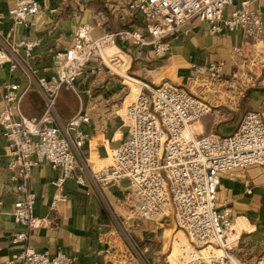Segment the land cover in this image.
I'll return each instance as SVG.
<instances>
[{"label": "built area", "instance_id": "1", "mask_svg": "<svg viewBox=\"0 0 264 264\" xmlns=\"http://www.w3.org/2000/svg\"><path fill=\"white\" fill-rule=\"evenodd\" d=\"M235 1L126 0L134 28L113 31L103 27V33H98L92 24L82 23L72 33L68 47L59 45L49 54L55 65L50 77L29 63L42 48L41 40L11 43L0 32V67L20 72L24 82H3L0 78L5 103L0 127L7 141V167L18 194L12 217L22 227L10 239L19 250L4 264H77L76 255L39 251L30 245L33 232L43 223L36 214L37 194L30 187V179L34 168L42 165L58 171L54 183L58 188L73 180L103 201L109 188L125 184L118 199L125 221L159 224L171 220L184 233L189 244L181 247L175 264H244L225 250L235 223L229 212L218 210L217 194L225 173L264 169V103L260 109L246 111L231 133L204 134L196 127L212 114L213 106L195 92V80L221 81L222 85L226 81L225 62L191 65L185 84L142 82L137 97L129 99L128 95L122 102L129 121L127 135L111 149L110 163L96 170L84 154L91 141L85 126L92 118L77 88V81L90 68L88 91L105 70L120 74L117 60L104 55L108 46L134 44L138 46L137 56L152 51L157 59H165L170 56L173 40L188 33L195 19L208 23L212 34L245 35V41L232 53L243 59L236 65L237 72L250 80L249 67L264 57V18L254 5L257 0H241L228 12ZM40 13L37 1L21 0L6 15L0 14V25L8 18L13 23L9 33L13 34L15 28L32 26ZM260 66L264 68V63ZM121 77L129 80L132 74L121 73ZM64 91L73 93L79 103L77 112L68 119L58 108ZM32 92L43 102L42 112L36 116L23 109ZM67 202L65 195L57 196L51 208L57 210ZM119 235L129 255L139 264H148L127 232L120 231ZM255 264H264V254Z\"/></svg>", "mask_w": 264, "mask_h": 264}, {"label": "crops", "instance_id": "2", "mask_svg": "<svg viewBox=\"0 0 264 264\" xmlns=\"http://www.w3.org/2000/svg\"><path fill=\"white\" fill-rule=\"evenodd\" d=\"M19 1L21 0H0V14L6 15L9 9ZM35 1L39 3L41 13L34 17L32 26L15 28L14 33L10 34L13 23L6 18L0 25V32L11 43L41 40L42 48L29 63L41 75L50 77L54 74L55 65L49 54L57 50L59 45L68 47L74 31L69 33L65 28L58 29L55 24V16L67 5L66 0ZM240 1L236 0L235 5L228 8V12L236 8ZM87 2L88 0H72V3L79 7H77L78 10L83 9ZM98 4L108 14L107 21L99 20L102 32L100 28L95 27L98 33H103V27L113 31L134 28V21L127 10L126 0H100ZM254 5L264 18V0L254 1ZM188 29V33L183 32L178 39L173 40L170 56L165 59H157L152 51H148L144 56L125 53L127 52L124 46L126 43L123 42L119 47L109 48L106 55L110 57L114 56V53H122L130 59L129 63L117 59L120 72L118 76H121V73L125 74L132 63H135L134 67L158 65V68L162 70L167 63H176L188 76L191 65L225 62L223 78L226 81L224 83L234 86L227 89L228 93L223 99L217 101V106L211 104L212 114L202 119L196 127L204 134L224 133L226 124H222L234 118L233 112L242 106V97L245 96V92H247V98H245L250 105L254 102L262 106L264 103V68L260 66L264 63V57L253 61L252 66L249 67L250 80H246L245 73H238L236 68L243 59L234 57L232 53L234 47L245 41L246 37L243 33L212 34L208 23L198 19L193 20ZM178 68L176 66L175 69ZM133 72L139 73V69H134ZM90 73L91 68L77 81V88L83 93L92 118L91 123L85 126L91 141L84 147L85 156L92 161L94 154L100 159L106 157L107 149L101 141H110L108 135L114 134L113 138H115L117 134H120L122 137L123 131L117 123L113 109L117 107L114 103L122 99L124 95V83L121 78L114 76L115 73L105 70L97 84L88 91ZM233 77L235 80H232ZM0 78L3 82L24 84L20 72L12 73L8 66L0 67ZM148 78L153 80L149 76ZM132 87L129 97L138 95L142 91V86L140 88L135 84ZM78 105L76 96L69 91H64L58 102L59 111L66 119L77 112ZM4 108L0 85V113ZM23 109L31 116L41 114L43 102L40 96L35 92L30 93L23 103ZM228 130L232 131L233 128ZM127 133L125 130L124 135L126 136ZM6 153L7 141L0 127V264H4L7 258L19 250L11 244L10 239L22 230L12 217L18 194L11 180L12 172L7 167ZM58 175V171L53 170L49 165L38 166L33 170L30 187L37 194L36 214L43 223L33 232L30 245L39 251L50 253L62 251L68 255H76L77 264H139L129 255L113 225V219L116 216L124 215L118 206V199L126 185L114 186L106 191V202L112 207L109 208L96 193L80 187L73 180L66 181L63 187L58 188L54 184ZM61 195H65L68 202L61 203L57 210H52L53 199ZM217 201L218 210L221 213L229 212L235 223L234 231L230 232L226 239V252L244 264H255L264 254V169L255 167L242 171L234 170L222 175ZM161 223L139 221L134 225L131 224V232L137 239V243H140L143 260L145 254L147 260L151 258L158 264H172L169 259L171 255L164 256L165 245L160 247L158 239L152 238L157 232L156 226ZM170 225L172 224H166V226ZM157 254L162 257L156 260L161 261L153 258Z\"/></svg>", "mask_w": 264, "mask_h": 264}, {"label": "rangeland", "instance_id": "3", "mask_svg": "<svg viewBox=\"0 0 264 264\" xmlns=\"http://www.w3.org/2000/svg\"><path fill=\"white\" fill-rule=\"evenodd\" d=\"M100 0H88L87 5L84 6L83 9L78 10V6H76V4L72 3V0H66V4L64 6V9L59 11L57 13V15L55 16V24H57L58 29H67V31H69V33L75 31V29L81 25L82 23H90L92 24L94 27L100 28V24H99V20L101 21H107V17L108 14L104 12V10L100 7V5L98 4ZM75 6V7H74ZM78 7V8H77ZM70 10V11H69ZM73 14V15H71ZM60 17H63L62 19H60ZM60 19V20H59ZM101 31V28H100ZM102 32V31H101ZM122 43V42H120ZM118 47L120 45H117ZM124 46L126 47V51L125 53H131L133 56H137L138 55V46L134 45V44H124ZM112 47V46H110ZM107 47V50L108 48ZM110 58H115V60L120 59L122 61H126L127 63H129L130 59H127L124 54L122 53H114V56H110ZM127 59V60H126ZM117 62V61H116ZM135 63H132L130 65V69L127 70L128 73L132 74V79L129 80H125L126 81V86L124 87V95L122 97V99H118L116 101L117 107H115L114 110V114L116 116L117 119V123L119 125V127L122 129L123 134L122 137H120V134H117V136L114 137V134L108 135L109 136V140L110 141H101V143H103V145L105 144V148L107 149V153H106V157L100 159L96 154H94V159L92 161H90V163L92 164V167H94L96 170H98L100 168V166L102 165H108L110 163V152L111 149H113L114 147L120 145V143L122 142V140L125 138L124 134H125V130L128 132V127L127 125L129 124V121L126 117L122 102L123 99L125 98V96H128L131 94V90H132V86L133 85H137L138 87L141 88V83L140 82H148L150 84H159V83H163V82H167V81H172L174 83L177 84H185L188 82V76L186 75L185 71L183 70V68H181L178 64H172V63H167L165 66V69H159L158 65L155 66H136L134 67ZM127 66H129V64H127ZM177 67H179L178 69H175ZM121 69V68H120ZM134 69H139V73H134ZM134 75V76H133ZM115 77L121 78L122 81L123 78L121 76H118L117 74L115 75ZM151 77V79H153L152 81L148 78ZM153 77V78H152ZM140 81V82H139ZM213 84V88H212V84ZM195 83L197 85V88H195V92H197L199 95H201L202 98H204L206 101H208L210 104H212L213 106H217L218 100L223 99L226 96V92L227 89L229 87H232L234 85L232 84H226L223 83L221 85V81L217 82V81H212V80H205V79H197L195 80ZM241 83V82H240ZM124 84V85H125ZM208 84V85H207ZM201 86V87H200ZM139 88V89H140ZM208 88V89H207ZM137 97V95H131L129 97V99H135ZM247 98V92H245V96H243V102H242V106L240 108H238L235 112H233V116L234 118L231 120H228L226 123L222 124L225 125L226 124V128L224 134L226 133H231L232 131H234V126L235 129L237 128L238 124L241 121L242 116L244 115V113L248 110H252V109H260L261 106L260 104H255L253 102V104H249V101ZM247 100V101H246ZM260 106V107H259ZM223 108V107H222ZM228 126V127H227ZM229 128H233L232 131L228 130ZM111 133V131H108ZM105 203V205L107 204L106 201H103ZM137 222H132V221H128L123 218V215H121L120 217H118L117 219H113V225L117 230V234L118 236H120V231H126L127 232V238L132 241L133 244H136L140 253H141V247H140V243H137V239L134 237V235L131 232V224H136ZM171 223L172 225L170 226H166V224ZM157 232L154 233V236L152 237L153 239H158V244L160 245V247L164 244L165 245V252L166 254L164 256H170V261L172 264H175L177 262L178 259V255L181 252V247L186 245L188 246V241L184 235V233L182 231H180V229L177 227V225L173 222V221H166V222H162L160 225L156 226ZM166 234V236H165ZM135 238V239H134ZM158 245V246H159ZM159 247V248H160ZM141 255H143L141 253ZM162 256L159 254L154 255L153 258L156 259H160ZM143 258V257H142ZM149 260H147V256H145L144 254V261L146 260L147 263L149 264H158V262H154L151 258H148ZM150 261V262H149ZM156 261H161V260H156Z\"/></svg>", "mask_w": 264, "mask_h": 264}, {"label": "bare ground", "instance_id": "4", "mask_svg": "<svg viewBox=\"0 0 264 264\" xmlns=\"http://www.w3.org/2000/svg\"><path fill=\"white\" fill-rule=\"evenodd\" d=\"M112 46V45H111ZM108 47H110V46H108ZM112 47H115V46H112ZM111 48V47H110ZM109 49V48H108ZM106 51H107V48L105 49V52H104V55H105V57H108L107 55H106ZM208 80V79H207ZM209 81V80H208ZM141 84H142V82H141ZM211 84H212V82H211ZM208 85V84H207ZM212 87H214L213 86V84H212ZM226 93H228V91L226 92ZM234 229H235V227H234Z\"/></svg>", "mask_w": 264, "mask_h": 264}]
</instances>
